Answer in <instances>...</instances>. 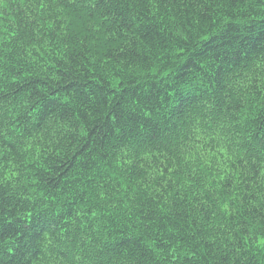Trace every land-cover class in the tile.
<instances>
[{
  "label": "trees",
  "instance_id": "1",
  "mask_svg": "<svg viewBox=\"0 0 264 264\" xmlns=\"http://www.w3.org/2000/svg\"><path fill=\"white\" fill-rule=\"evenodd\" d=\"M0 264H264V0H0Z\"/></svg>",
  "mask_w": 264,
  "mask_h": 264
},
{
  "label": "bare ground",
  "instance_id": "2",
  "mask_svg": "<svg viewBox=\"0 0 264 264\" xmlns=\"http://www.w3.org/2000/svg\"><path fill=\"white\" fill-rule=\"evenodd\" d=\"M60 98V97H59Z\"/></svg>",
  "mask_w": 264,
  "mask_h": 264
}]
</instances>
